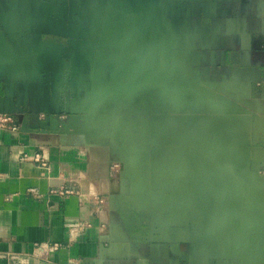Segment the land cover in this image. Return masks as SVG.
<instances>
[{"label":"crops","instance_id":"crops-1","mask_svg":"<svg viewBox=\"0 0 264 264\" xmlns=\"http://www.w3.org/2000/svg\"><path fill=\"white\" fill-rule=\"evenodd\" d=\"M152 6L180 32L177 50L205 81L228 83L264 112V0H0V105L26 112L33 128L43 127L41 115L86 113L124 70L130 19ZM106 143L0 132V264H239L238 225L212 203L221 191L215 175L190 179L161 204L129 199L135 232H147L145 242L131 240L134 229L110 203L124 194ZM249 161L264 174V142L251 146ZM41 244L59 250L42 261Z\"/></svg>","mask_w":264,"mask_h":264},{"label":"rangeland","instance_id":"rangeland-1","mask_svg":"<svg viewBox=\"0 0 264 264\" xmlns=\"http://www.w3.org/2000/svg\"><path fill=\"white\" fill-rule=\"evenodd\" d=\"M141 10L127 25L124 70L96 102V124L107 121L98 139L113 143L117 157L121 209L131 213L129 199L136 207L144 199L161 204L180 180L210 165L229 225H238V254L264 259V176L252 174L249 161L251 146L264 142L262 104L229 84L206 83L177 50L176 29L157 28L164 26L157 7ZM250 205L258 210L249 213Z\"/></svg>","mask_w":264,"mask_h":264},{"label":"water","instance_id":"water-1","mask_svg":"<svg viewBox=\"0 0 264 264\" xmlns=\"http://www.w3.org/2000/svg\"><path fill=\"white\" fill-rule=\"evenodd\" d=\"M116 78L117 77H115L114 79H112L111 81H109V82H107L105 84L111 83ZM105 84H104V86H105ZM107 89L106 88L102 89V92H101V94L99 96V99L103 97L104 92ZM99 99H94L93 101H90V107L88 108L86 113H84L82 115H76V114H59V115H54V116L53 115H45L46 118L44 120H42V122H43V127L42 128L43 129L39 128V127H37V128L31 127L29 125L28 115H27L26 112L23 111L25 113V116H24V120L22 122V129H23V131L26 134H29V135L33 134V133H42L43 131H47V133L54 132L55 134L60 135V136H67V135L69 136V135L80 134V135H82L85 138L86 145L88 146V148H96L97 146H100V145L102 146L103 142H101L98 139L99 130H100V127H103L104 123L107 122V121L106 120L105 121L102 120L100 125L96 124V114L98 113V108L96 107V102ZM0 112L9 113L11 115H15V113H11V112L3 109L2 105H0ZM60 115L69 116L68 124H61L60 122L59 123L55 122V120H56L55 118L57 116H60ZM49 121H52L55 124L54 131H50V130H46L45 129L47 127ZM263 123H264V121H263ZM60 124H61V126H60ZM250 171H251V169H250ZM251 173L255 174V175H258V176H264V174H262L261 172L254 173V172L251 171ZM110 203H111L113 209L116 208L122 214H124V213L127 214L124 209H121L122 206H121V198L120 197H118V196L117 197H110ZM128 210L131 212L133 218L135 219L136 216L131 211V208H129ZM257 210L258 209H255V208H253L252 205H250L248 211H249V213H251V212L254 213ZM252 214H250V215H252ZM251 221H252V218H251ZM258 226H262V224H260ZM125 227H127V228H135V227H131L129 225H126ZM143 234L147 235V232H144ZM245 244L248 245V249H249V247H250L249 239H248L247 242H245ZM242 245L243 244H240L239 246H242ZM238 252H240V250H238ZM238 261H239V264H264L263 257L261 259L258 256V254L257 255L250 254V252L248 253V258H246V259L242 258V256L240 254H238ZM85 264H87V262H85Z\"/></svg>","mask_w":264,"mask_h":264},{"label":"built area","instance_id":"built-area-1","mask_svg":"<svg viewBox=\"0 0 264 264\" xmlns=\"http://www.w3.org/2000/svg\"><path fill=\"white\" fill-rule=\"evenodd\" d=\"M24 116H25V113L22 111L15 113V115L0 112V132L11 133L15 136H18L21 133H25L22 129V122L24 120ZM45 118H46L45 115H41L42 120H44ZM55 119H56L55 120L56 123L60 122L61 124H68L69 122V116L67 115H60V116H57ZM30 159L32 158H30L28 154H25L22 158L23 161H28ZM41 159L43 158H41L39 154H36V156L33 157V161L35 163L42 161ZM42 167L45 168L47 166L46 164H43ZM66 194L68 195L69 192L66 191ZM144 236L147 239L146 235ZM58 250H59V247L57 245L41 244V245H35L34 253L36 254L39 260L47 261V260H50ZM71 264H85V262L84 261L82 262L74 261V262H71Z\"/></svg>","mask_w":264,"mask_h":264},{"label":"flooded vegetation","instance_id":"flooded-vegetation-1","mask_svg":"<svg viewBox=\"0 0 264 264\" xmlns=\"http://www.w3.org/2000/svg\"><path fill=\"white\" fill-rule=\"evenodd\" d=\"M148 9H150V8H148ZM159 9L157 8V12H156V16L158 17V14H159ZM161 12V11H160ZM161 16H162V19H163V24H164V26L163 25H161V23H160V25H157V28H158V26H159V28H160V31L161 32H163V30H167L168 29V27L169 28H171V29H173L172 27H170L168 24H166V22H165V20H164V16H163V14H162V12H161ZM177 36V38L180 36L181 37V35H180V32H177V34H176ZM176 46H177V44H176ZM190 67V66H189ZM192 67V66H191ZM190 67V68H191ZM193 69V71H195L199 76H200V78H202L201 77V75H200V73H199V71H198V69H196V68H194V67H192ZM203 79V78H202ZM206 83H209L208 81H205ZM210 84H214V83H210ZM223 84H228V83H223ZM220 85H221V83H220ZM117 158V157H116ZM115 156L113 157V161H115ZM179 158H181V156L180 157H175V160H177V159H179ZM183 162V161H182ZM165 166V164L163 165V164H161L160 163V167L159 168H162V167H164ZM209 166V167H208ZM153 167H155V166H153ZM158 168V169H159ZM155 170L157 169V168H154ZM157 169V170H158ZM210 169V165H205L204 167H202V168H200V167H198V169H196V170H194L191 174H190V176H188L187 178H185V179H182V180H180V182H179V184H178V186L174 189V190H171V191H169V192H174V191H177V189L180 187V186H182L183 184L184 185H186V183L190 180V179H194V178H196V177H199V176H202V177H204V175L206 176V175H215V177H216V174L215 173H212V172H208V170ZM154 172V171H153ZM152 173V172H151ZM160 175H162L161 173H159ZM164 175V174H163ZM166 175V174H165ZM114 176V175H113ZM217 179V178H216ZM168 192V193H169ZM168 193H166V194H164L163 195V198H162V202H163V199H165V197L168 195ZM226 201H224V200H222V198L220 197H215L214 198V200H213V204L214 205H216L217 206V208H219V209H221V213L220 214H222V215H224V216H226V215H228L226 212H227V210L226 209H228L229 208V206L227 205V203H225ZM217 214V213H216ZM127 215H130V216H132V214L131 213H127V214H122L121 212H119L118 214H117V217H118V220H119V222L121 223V224H123L124 226H126V225H129V226H134L135 228H133L134 229V231H132L131 233H130V238H131V240H133L134 242H145L146 241V238H145V236L141 233V234H137L136 232H135V229H137L139 226H140V223H139V221L135 218H133V220H129L128 218H127ZM210 223V222H209Z\"/></svg>","mask_w":264,"mask_h":264},{"label":"bare ground","instance_id":"bare-ground-1","mask_svg":"<svg viewBox=\"0 0 264 264\" xmlns=\"http://www.w3.org/2000/svg\"><path fill=\"white\" fill-rule=\"evenodd\" d=\"M248 165V164H247Z\"/></svg>","mask_w":264,"mask_h":264}]
</instances>
